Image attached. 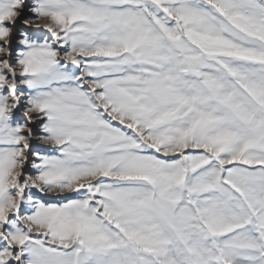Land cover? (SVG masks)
<instances>
[{
    "label": "snow or ice",
    "instance_id": "1",
    "mask_svg": "<svg viewBox=\"0 0 264 264\" xmlns=\"http://www.w3.org/2000/svg\"><path fill=\"white\" fill-rule=\"evenodd\" d=\"M0 264H264V0H0Z\"/></svg>",
    "mask_w": 264,
    "mask_h": 264
}]
</instances>
